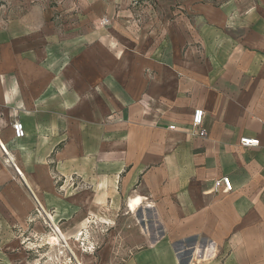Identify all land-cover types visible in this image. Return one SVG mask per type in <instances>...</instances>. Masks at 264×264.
Masks as SVG:
<instances>
[{"label": "crops", "instance_id": "0c3cea01", "mask_svg": "<svg viewBox=\"0 0 264 264\" xmlns=\"http://www.w3.org/2000/svg\"><path fill=\"white\" fill-rule=\"evenodd\" d=\"M194 11V38L167 39L158 50L161 41L124 46L123 35L111 29L115 11L98 8L91 24L82 21L89 25L84 34L67 39L70 108L64 109L61 99L44 101L38 94L19 101L0 98V127L11 124L8 133H0V162L9 163L6 147L31 188L20 175L22 183L46 210L56 198L49 168L42 164L55 151L66 152L69 160V148H61L64 141L58 139L77 135L67 123L83 115L79 136L87 138L91 123L98 124L105 113L100 108L93 116L92 100L109 98L119 117L114 133L126 144L110 152L118 160L111 168L115 193L102 199L113 195L116 202L119 196L126 203L124 217L136 219L131 223L136 231L139 219L147 216L142 221L147 233L137 239L151 241L131 253L126 264H264V0H211ZM120 16L117 25L128 27L126 8ZM104 19L108 26L102 25ZM67 26L72 27L70 20ZM117 40L118 48L109 46ZM55 51L61 57L64 48L58 45ZM28 71L20 66L24 77ZM197 109L205 113L206 139L189 134ZM15 120L26 128L22 141H14ZM245 137L258 139L259 147H240ZM97 151L105 170L106 145ZM83 164L90 169L89 159ZM17 166L11 164L18 174ZM32 169L41 172H25ZM223 177L230 179L232 192L216 187ZM138 197L143 203L132 211L129 202ZM98 216L106 217L101 211Z\"/></svg>", "mask_w": 264, "mask_h": 264}, {"label": "rangeland", "instance_id": "374dc122", "mask_svg": "<svg viewBox=\"0 0 264 264\" xmlns=\"http://www.w3.org/2000/svg\"><path fill=\"white\" fill-rule=\"evenodd\" d=\"M249 1L253 3L257 0ZM210 2L0 0V98L10 97L19 101L23 95L33 97L38 94L44 101L61 99L64 101L62 107L70 108L66 104L70 94V58L65 50L67 39L72 35L75 39L79 38L78 34L83 35L84 29L89 27L88 23L91 24L92 19L98 16L100 7L105 13L108 9L115 11L111 29L123 35L124 46L137 42L135 44L146 47L150 41L154 44L161 41L159 50L167 39L179 42L181 37L186 40L194 38L198 21L195 5ZM122 7L128 12V27L117 25H120ZM68 20L72 27L67 26ZM86 20L88 23L82 25V21ZM108 44L116 49L121 42L117 40V43ZM58 45L64 48L61 57L55 51ZM40 53H43L42 57H39ZM6 65L8 70H3ZM22 65L30 70L26 77L20 73ZM29 83L36 86H26ZM76 106L83 108L79 103ZM89 107L93 116L100 108L105 112L100 115L98 124L91 123L90 135L87 138L79 136L84 130L85 119L83 115L75 116L74 121L67 124L77 135L58 138L64 141L61 148H69L70 159H67L66 152L55 151L42 164L49 168L46 172L52 179L56 198V202L53 201L46 210L40 202L38 208L37 198L31 196L29 187L25 184L27 189L22 183L20 172L18 175L5 158L0 162V264H126L132 258L131 253L135 254L146 244H151V241L146 243L137 239V235L147 233L148 226L142 224L147 216L139 219L136 231V228H131L136 219L131 221L124 217L126 203L120 201L119 196L116 202L113 195L109 196V201L102 199L115 193V174L111 168L118 160L117 154L110 152L126 144V139L114 133L119 117L111 99L102 102L93 99ZM0 117L4 119L3 114ZM60 120L66 124V119L61 117ZM9 129L11 124H4L0 133H8ZM99 145H106L108 152V168L105 170L100 169L98 161ZM61 148H58L59 152ZM83 159H89V170L88 164L84 166ZM25 172L36 176L41 171L32 169ZM60 202L62 206L57 208ZM100 211L106 217L98 216ZM49 215L54 217L67 243L64 239L59 244L52 243L59 231Z\"/></svg>", "mask_w": 264, "mask_h": 264}, {"label": "built area", "instance_id": "2783aa9c", "mask_svg": "<svg viewBox=\"0 0 264 264\" xmlns=\"http://www.w3.org/2000/svg\"><path fill=\"white\" fill-rule=\"evenodd\" d=\"M110 21L108 19H104L102 21V25L108 26ZM204 119L205 113L201 109H197L193 113L192 123L190 125L189 134L192 137H197L200 139L207 138V132L204 129ZM174 126H170L169 130H175ZM12 131L14 136V141H22L27 137V131L24 124L20 120H15L12 123ZM260 142L258 139L245 137L240 140V146L242 148H256L259 147ZM216 187H224V192L229 193L232 192L233 186L228 177H223L222 179L216 181Z\"/></svg>", "mask_w": 264, "mask_h": 264}, {"label": "bare ground", "instance_id": "6f19581e", "mask_svg": "<svg viewBox=\"0 0 264 264\" xmlns=\"http://www.w3.org/2000/svg\"><path fill=\"white\" fill-rule=\"evenodd\" d=\"M5 149H6L7 153L11 156V158H12L13 161H14V163H13L12 159L8 156V162H9V163L12 162V163H11L12 165L15 164V166H17L14 157L11 155V153L8 151V149H7L6 147H5ZM17 168H18V166H17ZM18 171L20 172V175L22 176V180H23V182L25 181V182L27 183V186H28L29 188H31L30 183H29L28 180L26 179L24 173H23L19 168H18ZM36 198H37V197H36ZM37 199H38V198H37ZM38 201H39V199H38ZM39 202H40V201H39ZM40 203H41V202H40ZM142 203H143V199H142L141 197H138V198L132 199V200H130V202H129V208H130L132 211H136V210L142 205ZM42 206H43V205H42ZM42 206L40 205V207L43 209ZM43 210H44V209H43ZM49 217L51 218V220L53 221V223H55L54 218H53L52 216H50V215H49ZM55 225H56V223H55ZM56 227L58 228L57 225H56ZM58 231H59V234H58L57 237H55V238L52 239V243H53V244H59V243H60V240H62V239H64V241L67 243V241L65 240V238H64V236H63L62 231H61L59 228H58Z\"/></svg>", "mask_w": 264, "mask_h": 264}]
</instances>
